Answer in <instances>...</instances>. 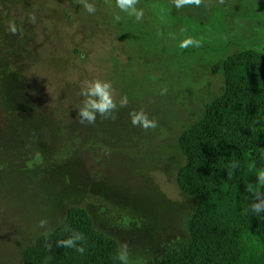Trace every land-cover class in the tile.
Segmentation results:
<instances>
[{
	"label": "rangeland",
	"instance_id": "374dc122",
	"mask_svg": "<svg viewBox=\"0 0 264 264\" xmlns=\"http://www.w3.org/2000/svg\"><path fill=\"white\" fill-rule=\"evenodd\" d=\"M89 2L94 14L77 0H0V264H23L43 235L37 222L47 217L54 230L74 206L128 244L129 264L185 242L197 202L177 185L179 138L224 91L211 66L244 49L264 53V0L180 9L139 0L140 22L115 0ZM187 37L201 46L181 49ZM93 79L111 81L129 104L115 120L81 124V87ZM140 108L156 129L131 124Z\"/></svg>",
	"mask_w": 264,
	"mask_h": 264
},
{
	"label": "trees",
	"instance_id": "16d2710c",
	"mask_svg": "<svg viewBox=\"0 0 264 264\" xmlns=\"http://www.w3.org/2000/svg\"><path fill=\"white\" fill-rule=\"evenodd\" d=\"M211 73L223 75L224 91L179 138L186 163L177 185L197 202L190 236L145 264H264V212H244L254 201L248 187L264 192L256 175L264 169V53L241 50L214 63ZM65 222L86 237L85 253L56 246L68 235L59 225L25 250L23 264H120L118 244L84 208H69Z\"/></svg>",
	"mask_w": 264,
	"mask_h": 264
},
{
	"label": "clouds",
	"instance_id": "9594fccd",
	"mask_svg": "<svg viewBox=\"0 0 264 264\" xmlns=\"http://www.w3.org/2000/svg\"><path fill=\"white\" fill-rule=\"evenodd\" d=\"M203 2L204 0H173L174 6L177 9L190 5L199 7ZM77 3H79L88 14H94L97 10L95 3H90L89 0H77ZM115 4L116 7H118L121 12L126 13L128 17H134L136 22L142 21L144 13L143 9L137 8L139 0H115ZM28 19L31 23H35L36 21L34 14H31ZM113 19L115 22H119L121 16L116 14ZM9 30L13 35L17 33V27L14 22L10 24ZM200 46L201 41L193 37H187L179 44L181 49ZM167 92V87H164L160 90V95H166ZM80 94L83 97V100L78 106L77 116L79 117V123L81 124L95 125L97 116L102 120H115L118 110L120 108H126L129 104L127 95L122 96L119 102H117L115 99V89L113 84L108 80L93 79L86 81L81 87ZM129 116L131 124L143 131L156 129L158 126V121L155 118H150L143 108L130 111ZM231 167L235 170L239 167V164L234 162ZM229 175H231V173H229ZM256 175L258 184L261 188H264V169L258 171ZM247 190L253 193L254 201L244 209V212H251L260 215L264 212V192H261L258 189L253 191L252 187H248ZM56 222L58 225L62 226V234L68 233L66 238L56 241V246L74 249L77 253L83 255L86 251V245L84 244L86 237L84 234L67 224L64 217H57ZM37 226L44 230L43 235L46 238L50 236L53 231L47 217H42L37 222ZM46 247L51 251L52 245L50 243L47 244ZM116 259L120 261V264H129V246L126 242L120 245Z\"/></svg>",
	"mask_w": 264,
	"mask_h": 264
}]
</instances>
